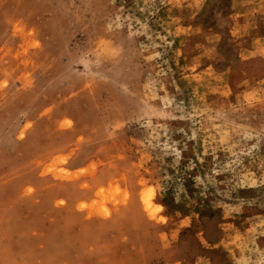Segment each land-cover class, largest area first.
Masks as SVG:
<instances>
[{"label": "rangeland", "instance_id": "1", "mask_svg": "<svg viewBox=\"0 0 264 264\" xmlns=\"http://www.w3.org/2000/svg\"><path fill=\"white\" fill-rule=\"evenodd\" d=\"M0 264H264V0H0Z\"/></svg>", "mask_w": 264, "mask_h": 264}]
</instances>
